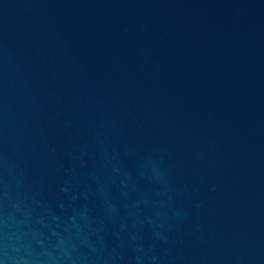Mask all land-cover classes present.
Masks as SVG:
<instances>
[{"label":"water","instance_id":"95a60500","mask_svg":"<svg viewBox=\"0 0 264 264\" xmlns=\"http://www.w3.org/2000/svg\"><path fill=\"white\" fill-rule=\"evenodd\" d=\"M0 264H264V0H0Z\"/></svg>","mask_w":264,"mask_h":264}]
</instances>
